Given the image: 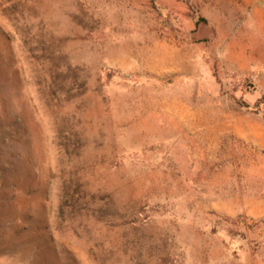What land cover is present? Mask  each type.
Instances as JSON below:
<instances>
[{
  "label": "rangeland",
  "instance_id": "rangeland-1",
  "mask_svg": "<svg viewBox=\"0 0 264 264\" xmlns=\"http://www.w3.org/2000/svg\"><path fill=\"white\" fill-rule=\"evenodd\" d=\"M0 264H264V0H0Z\"/></svg>",
  "mask_w": 264,
  "mask_h": 264
},
{
  "label": "water",
  "instance_id": "water-1",
  "mask_svg": "<svg viewBox=\"0 0 264 264\" xmlns=\"http://www.w3.org/2000/svg\"><path fill=\"white\" fill-rule=\"evenodd\" d=\"M212 34V32L209 30V31H207V35H211Z\"/></svg>",
  "mask_w": 264,
  "mask_h": 264
}]
</instances>
